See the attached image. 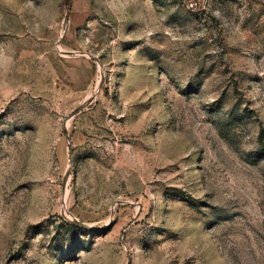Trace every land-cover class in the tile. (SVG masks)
Returning <instances> with one entry per match:
<instances>
[{
    "label": "rangeland",
    "instance_id": "obj_1",
    "mask_svg": "<svg viewBox=\"0 0 264 264\" xmlns=\"http://www.w3.org/2000/svg\"><path fill=\"white\" fill-rule=\"evenodd\" d=\"M0 264H264V0H0Z\"/></svg>",
    "mask_w": 264,
    "mask_h": 264
}]
</instances>
